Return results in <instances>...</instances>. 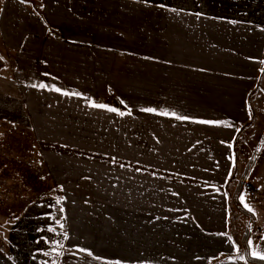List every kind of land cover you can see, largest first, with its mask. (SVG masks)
<instances>
[{"label": "crops", "instance_id": "1", "mask_svg": "<svg viewBox=\"0 0 264 264\" xmlns=\"http://www.w3.org/2000/svg\"><path fill=\"white\" fill-rule=\"evenodd\" d=\"M26 1L13 0L27 24L0 71V124L34 130L45 98L95 119L94 135L57 126L42 149L64 211L58 264H207L234 252L231 148L264 68V0H37L45 12L68 3L73 27L37 20ZM174 130L207 140L168 150ZM245 200L264 253V145ZM0 264L16 263L0 253Z\"/></svg>", "mask_w": 264, "mask_h": 264}, {"label": "rangeland", "instance_id": "2", "mask_svg": "<svg viewBox=\"0 0 264 264\" xmlns=\"http://www.w3.org/2000/svg\"><path fill=\"white\" fill-rule=\"evenodd\" d=\"M26 2L34 11L36 18L38 17L37 20L43 23L48 24L51 21L67 27L82 25L76 10H74V13L71 12L68 9V3L64 1L60 3L62 9H54L51 4H48L46 12L45 8L41 9L37 4V0H27ZM14 4L13 0H0V71L2 72L9 71L15 53L11 49V44L18 36L20 37V34L17 36L13 31L18 30L20 32L21 27L27 24L22 19L19 10L13 11ZM10 17L12 19L7 20ZM256 91L251 100V121L246 127H241L231 148L233 174L228 186L230 198L239 185L238 183L244 175L251 158L255 153L258 156V152L264 145V68L257 83ZM42 100L45 101L46 107L37 108L34 105L31 111L34 119V130L0 124V180L6 179V185L0 187V253L9 256L16 264H36L38 260H35V256L40 255L37 248H40L42 252L45 248V243H35V240L36 234H38L39 238L46 242L47 232L45 230H48V228L45 227L44 231L36 233L35 229L37 228L32 226L34 222L42 224L46 221L45 216L43 217L44 220L41 219V214L47 213L48 209L44 206L45 198H41L43 192H52L53 190L49 198L51 196L60 199L59 195L56 196L53 182L42 163V149L45 147L44 149L52 150L46 146V142H48V139L58 137L56 135V132H59L57 126L67 131L68 136L65 135V138H72L76 133L70 136V130L66 126L69 124H74L73 126H77V128L84 126L87 128L86 133L94 135L92 126L95 119L92 117L93 114H90L91 111H86L79 105L67 102H62V107L49 106V103L52 104L53 101L48 102L47 98ZM95 104L103 103L95 102ZM60 123L65 124V126L59 125ZM182 133V131L174 130L173 136L167 140L170 145L168 150L177 151L178 147L184 145L195 147L192 143H196L197 140H207L206 137L201 139L197 131L195 133L190 132L188 134L189 138L182 135ZM82 137L92 138L93 136L83 135ZM223 137L226 138L224 135ZM44 142L45 145L42 144ZM257 156L244 184L242 194L244 201H241L244 210L238 208L232 201L230 202L228 235L234 242V252L233 250L223 252L222 255L210 260L207 264H224V262L233 261L246 263L251 255H249L247 249L250 248V253L253 252V236L256 234L258 226L257 211L254 212L251 206L249 207L252 211H249L244 204L247 203L245 200V185L255 166ZM15 183L20 184L25 191ZM36 202H42V206L39 207L37 204L32 206ZM33 208L37 211H31ZM244 211L252 215L249 216ZM248 229L250 232H248ZM249 240L252 241L251 245L249 243L247 245ZM237 248H239V252L236 251ZM240 256H244V259H240ZM37 257L40 260L43 256Z\"/></svg>", "mask_w": 264, "mask_h": 264}, {"label": "trees", "instance_id": "3", "mask_svg": "<svg viewBox=\"0 0 264 264\" xmlns=\"http://www.w3.org/2000/svg\"><path fill=\"white\" fill-rule=\"evenodd\" d=\"M256 156H257V154L255 153L253 155V157L251 158V160H250V162L246 168V171L244 172V175L242 176V178L240 179V182L238 183L239 185L237 186V188L233 192L234 194L232 193L233 195L230 198V202L232 201L234 203V205H236L238 208H241L242 210H244V208L241 204L240 197L242 196V194L244 192L245 180H246V177L248 175V172L250 171V169H251V167H252V165L256 159ZM15 184L18 185V183H15ZM5 185H6V179H1L0 180V187L2 188ZM18 187L21 188L22 190H24L20 184L18 185ZM52 192H53V190H52ZM52 192H43V194L41 196V198L42 197L45 198L44 199L45 200L44 206L48 208L47 213L45 212V213L41 214L42 215L41 219L44 220L43 217L45 216L47 222L45 221L42 224H39V222H37L38 224L36 222H34V224L32 225L35 228H37V229H35L36 233H40V232L44 231L45 227L48 228V230H45L47 232L46 233V236H47L46 242L44 240H41L39 238L38 234H36L35 243L36 242L45 243V248L43 249V252L40 251V248H37V251L43 257L40 258V260H39L37 256H40V255L37 254V256H35V260H38V262L36 264H58L60 261L61 251L65 246L66 229H65V223H64V211H63L62 204L59 201L58 197H51L50 196V198H49V195ZM56 196H58V194ZM47 198H48V200H46ZM36 204L39 207L42 206V202L33 203L32 206H34ZM37 207H34V208H37ZM34 208L31 211H37ZM244 212L247 213L249 216L252 215L246 211H244ZM33 213H35V212H33ZM57 221H59V223H57ZM61 225H63V227H61ZM40 229H41V231H39ZM51 229H55V231H52ZM248 232H250L249 229H248ZM247 245H248V242H247ZM249 249L250 248L247 249V252L250 255L251 249H250V251H249ZM224 264H264V260H260L256 257L250 255L248 262H246V263H242L239 261H233V262H228V263H224Z\"/></svg>", "mask_w": 264, "mask_h": 264}, {"label": "snow or ice", "instance_id": "4", "mask_svg": "<svg viewBox=\"0 0 264 264\" xmlns=\"http://www.w3.org/2000/svg\"><path fill=\"white\" fill-rule=\"evenodd\" d=\"M21 2H24V0H21ZM160 7H163V5H160ZM173 11H175V9H173ZM33 87H35V85H33ZM41 88H44V87H47V85H43L41 84L40 85ZM55 91L59 92L61 91L59 88H56ZM65 95H68L69 93H64ZM75 94V93H74ZM94 107H99V108H106L107 106L106 105H103V104H93ZM108 110L110 111H113V112H116L118 111L116 108H109ZM143 111H147V112H155L156 109H153V108H146V109H143ZM121 115H123L124 113H120ZM164 115H167L168 113H163ZM173 115H175V113H173ZM177 119H188V117H177ZM200 123H205V124H215L217 122L215 121H200ZM241 201L243 202L244 201V197L241 196L240 197ZM244 206L246 208H248L249 211H252V209L249 207V205L247 203L244 204ZM57 223H59V221H57ZM61 227H63V225H61ZM52 231H55V229H51ZM66 236V234H65ZM249 245L252 244V241L249 240ZM81 251H84V249H81ZM237 252H239V248L236 249ZM252 256L260 259V260H264V253H261V252H257V251H253L250 253ZM89 255H92V253L89 252ZM240 259H244V256H240Z\"/></svg>", "mask_w": 264, "mask_h": 264}, {"label": "built area", "instance_id": "5", "mask_svg": "<svg viewBox=\"0 0 264 264\" xmlns=\"http://www.w3.org/2000/svg\"><path fill=\"white\" fill-rule=\"evenodd\" d=\"M54 34H55V32H54Z\"/></svg>", "mask_w": 264, "mask_h": 264}]
</instances>
